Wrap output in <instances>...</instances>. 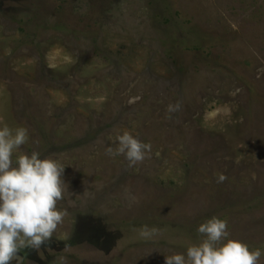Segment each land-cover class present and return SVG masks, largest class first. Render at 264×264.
Here are the masks:
<instances>
[{
    "label": "rangeland",
    "instance_id": "obj_1",
    "mask_svg": "<svg viewBox=\"0 0 264 264\" xmlns=\"http://www.w3.org/2000/svg\"><path fill=\"white\" fill-rule=\"evenodd\" d=\"M4 124L70 194L11 264H164L211 217L264 253V0H0Z\"/></svg>",
    "mask_w": 264,
    "mask_h": 264
},
{
    "label": "clouds",
    "instance_id": "obj_2",
    "mask_svg": "<svg viewBox=\"0 0 264 264\" xmlns=\"http://www.w3.org/2000/svg\"><path fill=\"white\" fill-rule=\"evenodd\" d=\"M27 139L26 128L0 125V264L17 262L16 254L25 248L38 250L66 215L58 207L65 194L70 195L62 181L65 167L35 151L21 152L13 162V152ZM116 143L114 154L123 156L129 167L141 162L151 148L127 132L118 134ZM106 151L113 154L111 148ZM196 232L199 242L187 246L182 254L164 257V264H258L264 254L260 248L249 250L246 244L230 239L226 221L217 217L198 225Z\"/></svg>",
    "mask_w": 264,
    "mask_h": 264
}]
</instances>
